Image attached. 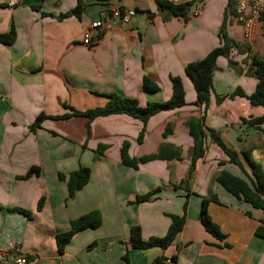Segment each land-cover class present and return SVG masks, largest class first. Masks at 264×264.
Returning a JSON list of instances; mask_svg holds the SVG:
<instances>
[{"label": "crops", "instance_id": "0c3cea01", "mask_svg": "<svg viewBox=\"0 0 264 264\" xmlns=\"http://www.w3.org/2000/svg\"><path fill=\"white\" fill-rule=\"evenodd\" d=\"M156 0H0V35L13 27L11 43H0V252L25 255L28 264H264V211L252 208L216 182L224 171L249 183L243 152L264 174V124H250L263 109L252 106L236 90L250 95L256 78L249 69L254 58L264 59V36L242 38L232 0L194 1L201 14L185 20L167 18ZM79 4L80 15L58 17ZM133 10L127 25L109 17L113 9ZM101 22L90 45L82 39L90 24ZM224 41L228 57H219L205 114L184 73L187 64L203 59ZM178 77L185 105L161 111L143 124L126 115L51 119L103 107L110 94L134 99L140 107L170 99V78ZM143 78L158 86L142 90ZM46 117L30 131L36 117ZM204 115L205 152L189 175L192 138L187 122ZM142 127L140 143L137 137ZM169 132L165 135V129ZM213 130L235 151L239 166L229 162L211 141ZM138 160L161 147L176 150L178 159L125 166L120 149ZM104 149L98 157L95 150ZM89 180L72 198L67 177L79 168ZM31 168L37 175L23 178ZM248 175V176H247ZM145 198V199H144ZM141 199V200H140ZM206 214L223 235L218 240L200 221ZM215 199V201H212ZM42 200L40 210L38 202ZM21 211L28 213L29 217ZM97 212L100 224L74 233L61 254L55 236L70 223ZM172 216L184 217L181 231L166 248L131 249L130 229L139 227L143 240L163 237ZM91 244H95L89 247Z\"/></svg>", "mask_w": 264, "mask_h": 264}, {"label": "trees", "instance_id": "16d2710c", "mask_svg": "<svg viewBox=\"0 0 264 264\" xmlns=\"http://www.w3.org/2000/svg\"><path fill=\"white\" fill-rule=\"evenodd\" d=\"M157 11L167 17H181L183 19L188 18V14L195 5L194 1L184 2L180 4H174L167 0H156ZM81 13V8L79 4L71 11L60 15L58 18L62 19L69 16H79ZM263 36H264V26H263ZM14 39V29L11 27L9 32L0 35V43L9 44ZM228 41H224L222 45L213 49L209 52L203 59L189 63L184 68V73L187 78L191 81L195 92H196V102L198 106H203V113L205 114L208 103L209 96L212 89V75L215 70V62L219 57H228L229 53ZM249 69L256 78V86L254 91L245 96L243 92L236 90L230 97L234 95H239L245 97L250 105L260 106L263 109V113L259 118L250 120V124L261 125L264 124V59L254 58L250 64ZM172 94L169 100L163 103H149L144 107H140L136 100L119 97L114 94L107 96L108 100L103 107L94 108L87 110L85 112L73 111L71 115H64L59 117H53L51 119H68L71 116H82L86 118L87 121V133L89 135V125L92 120L97 117H106L109 115H119L123 114L130 118L140 121L143 126L146 124L148 119L153 115L161 111H170L174 109L181 108L185 105L184 102V91L182 88L181 80L178 77L170 78ZM142 90L144 92H155L158 90V86L151 83L146 78H143ZM204 115L200 118H192L187 122V128L189 136L192 138V153L190 159L189 175L193 171L196 162L201 159L205 152V127H204ZM46 119L42 114L38 115L29 127L30 131H35L40 128L41 122ZM210 139L215 143L223 153L228 157L230 163L239 166L241 169L242 162L238 154L227 148L224 143L220 140L219 136L213 130H207ZM144 128L138 134L137 141L141 142L143 137ZM169 132V129H165L163 135ZM127 143H124L120 149V159L123 165L136 168L137 163H146L154 160H172L178 159V154L176 150H166L161 147L157 154L149 155L138 159H130L127 156ZM103 147L99 146L95 150V155L98 157L103 151ZM243 158L247 163L249 168L250 176H248L249 183L244 180L234 177L227 172H220L216 177V182L223 187L229 194L238 200H241L245 204L250 205L252 208L260 209L264 211V174L261 167L256 164L248 155V152H243ZM244 170V169H243ZM38 170L36 168H31L25 174L23 178L30 177L31 175H37ZM90 170L88 168H79L78 170L71 172L67 177L58 175L60 180L66 182L68 197L72 198L75 193L85 186L89 180ZM145 199V198H144ZM141 200V199H140ZM212 201H215L213 199ZM207 200L203 199L201 210H200V221L204 229L218 240L223 239V235L219 232L218 227L211 222L206 214L205 205ZM42 206V200L38 202L37 210H40ZM26 214L25 211H21ZM184 223V217L172 216L171 223L163 237H152L148 240H143L141 237V232L139 227L135 226L130 229L128 243L133 250H148L152 248H166L174 241L176 235L181 231ZM100 224V216L97 212H91L70 223V228L67 232L58 234L55 236L57 251L61 254L71 239L72 235L78 231L86 228H94ZM259 237L264 236V226H259L255 232ZM91 244L89 247L94 246ZM152 264H162L159 260H154Z\"/></svg>", "mask_w": 264, "mask_h": 264}, {"label": "built area", "instance_id": "2783aa9c", "mask_svg": "<svg viewBox=\"0 0 264 264\" xmlns=\"http://www.w3.org/2000/svg\"><path fill=\"white\" fill-rule=\"evenodd\" d=\"M17 3V0H9L10 5ZM234 19L242 29V38L245 42L253 41L257 29L264 26V0H232ZM201 14V9L196 7L189 12L190 17H197ZM133 10L113 9L109 12V17L123 25H127L134 17ZM101 27L100 21L92 22L85 32L82 44L88 46L96 38L98 29ZM29 260L25 255L6 256L0 252V264H28ZM163 264H173L171 259H165Z\"/></svg>", "mask_w": 264, "mask_h": 264}]
</instances>
